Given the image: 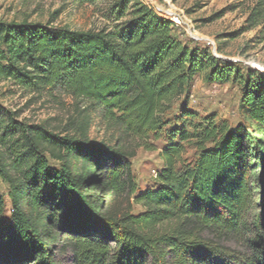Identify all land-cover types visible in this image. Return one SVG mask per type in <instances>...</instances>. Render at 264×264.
I'll return each instance as SVG.
<instances>
[{
    "label": "trees",
    "instance_id": "trees-1",
    "mask_svg": "<svg viewBox=\"0 0 264 264\" xmlns=\"http://www.w3.org/2000/svg\"><path fill=\"white\" fill-rule=\"evenodd\" d=\"M112 9L120 23L100 30L0 22V82L76 108L58 133L0 105V264H264V74L191 49L144 0ZM198 74L241 88L242 122L183 110L155 186L139 189L136 148L156 150ZM98 120L134 147L92 141Z\"/></svg>",
    "mask_w": 264,
    "mask_h": 264
},
{
    "label": "rangeland",
    "instance_id": "rangeland-1",
    "mask_svg": "<svg viewBox=\"0 0 264 264\" xmlns=\"http://www.w3.org/2000/svg\"><path fill=\"white\" fill-rule=\"evenodd\" d=\"M116 1L100 0L89 5L70 0H0V22H28L72 31L113 28L120 23L112 9ZM144 1L160 16L173 22L177 37L191 49H208L214 56L232 62L243 71L251 68L264 74V4L259 6L263 0H154L163 10L151 0ZM220 14L221 17L216 18ZM240 100L241 88L237 84L207 82L204 74H198L188 93L163 116L167 125L162 136L158 139L151 136L150 142L156 150L136 148L131 162L138 188L147 190L155 186L156 176L163 166L160 151L167 142L166 134L168 130L183 126V110L195 114L199 121L213 117L216 122L236 126L242 122ZM0 105L17 112L20 121L45 125L58 133L63 131L76 109L68 96L34 95L4 81L0 82ZM252 134L258 137L256 132ZM89 138L94 142L134 147L132 141L113 136L100 120L94 121ZM197 157L196 148L185 144L184 160L193 162ZM0 193L8 205V186L1 179ZM140 212L142 208L134 206V214ZM59 258L61 264H69V254H59Z\"/></svg>",
    "mask_w": 264,
    "mask_h": 264
},
{
    "label": "water",
    "instance_id": "water-1",
    "mask_svg": "<svg viewBox=\"0 0 264 264\" xmlns=\"http://www.w3.org/2000/svg\"><path fill=\"white\" fill-rule=\"evenodd\" d=\"M155 5H156V7L159 9V7H158V5H157V3H155V1L154 0H151ZM160 10V9H159Z\"/></svg>",
    "mask_w": 264,
    "mask_h": 264
},
{
    "label": "bare ground",
    "instance_id": "bare-ground-1",
    "mask_svg": "<svg viewBox=\"0 0 264 264\" xmlns=\"http://www.w3.org/2000/svg\"><path fill=\"white\" fill-rule=\"evenodd\" d=\"M159 7V6H158ZM159 9L163 10L162 8L159 7Z\"/></svg>",
    "mask_w": 264,
    "mask_h": 264
}]
</instances>
